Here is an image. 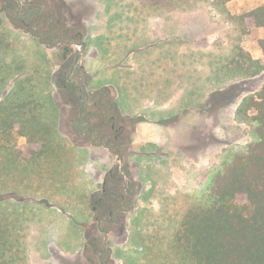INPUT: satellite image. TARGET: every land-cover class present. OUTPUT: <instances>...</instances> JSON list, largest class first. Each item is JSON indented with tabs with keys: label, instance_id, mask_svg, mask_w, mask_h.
Here are the masks:
<instances>
[{
	"label": "rangeland",
	"instance_id": "1",
	"mask_svg": "<svg viewBox=\"0 0 264 264\" xmlns=\"http://www.w3.org/2000/svg\"><path fill=\"white\" fill-rule=\"evenodd\" d=\"M49 3L54 8L55 22L60 20L62 29H78L87 34L84 41L90 45V48L86 50L81 62L84 61L86 65L89 79L100 80L104 85L83 112L81 121L90 120L98 134L105 133L106 128L109 130V120L112 116L119 118L120 124L123 125H126L129 114L132 117H144L146 121L135 127L134 137L128 135L133 130L131 127L123 136L122 140L129 142V146L123 147L122 151L126 157L125 162L120 159L121 152L118 149L111 150L112 142L107 147L91 145L86 122L78 123L81 107V100L77 97L79 84L77 89L73 86L70 87V91H65L62 84L63 78L58 77L63 67L54 68L52 92L59 108L60 131L77 147L89 149L92 157L86 163H80L82 161L80 160L78 167L74 170L75 173L62 185L51 187L50 180H44L41 185H39L40 181H36L32 186V193L37 194L39 198L46 196L49 202L46 200L47 206L34 203L26 214L31 218L28 238L29 263L91 264L90 261L97 262L98 255L94 253V248H99L100 252L103 250L105 246L103 231L107 230L109 249L108 256L104 259L112 255L113 264H124L121 258L112 253L114 248H111L110 241L115 242L113 247L125 244L131 212H121L117 225V218L113 216L107 218V220H113V224L101 222L100 227L99 221L102 218L94 212L90 222L86 221L83 224L84 228H78L71 223L70 211L61 212L60 208L55 206L59 205L57 202L61 203L65 200L56 191L60 188L75 189L78 195L73 199L80 200V187L84 180L83 170H85L97 185L96 196L92 203L94 205L96 200L103 197L104 180L110 179V171H113V175L117 178L106 186L107 203L120 206L121 196L131 185L130 180L118 174L124 163V171L130 170L134 185L131 190L133 199L130 207L137 208V199L141 207H148L152 221L150 231L158 227L153 225L155 220L160 221L159 223H162L164 219L180 221L185 210L194 206V196L207 186L217 171L223 151L238 149L251 141L249 131L252 125L248 122H238L235 113L244 97L264 85V73L254 79H247L240 75L234 76L228 69L229 65L221 61L218 63V71L214 70L215 78L219 80V83H209L206 80L210 76V79H214L213 75L208 76V67H204L199 77L194 76V32H189V35L184 34L181 37V45L168 49V55H163L161 58L162 67L167 72L166 80L164 82L156 80L155 87L157 89L160 84L165 90L161 93L156 91L153 94L155 89L153 85H149V90L145 93L134 96L129 89L130 86H139V90H143L142 70L148 71L150 68L146 58L142 57L148 51L140 48L132 50L133 46L141 47L148 40L149 33L144 32L143 28L144 19L151 14L148 3L145 0H50ZM66 4L72 7L71 13L84 15L82 20L79 19L80 17L72 19L65 9ZM83 6L87 8L86 11L83 10ZM14 11V4L0 0V21L12 27L19 35L20 42L31 45L32 39H39L43 48L47 47L50 51L55 48V46L50 48L52 36L57 37L55 33L48 36L26 33V31L33 32L34 23L29 19H25L23 23L21 19L15 17ZM179 14V17H185L186 13ZM8 16L11 18L7 20ZM190 21L184 18V29L191 30L192 22ZM42 27L39 29H43ZM176 42L175 38L168 39L162 36L155 46L165 48L168 44ZM203 45H206V42ZM181 46L183 52H181ZM129 49L133 51L132 55L136 56L130 55L127 62H124ZM80 50L81 48L74 47V52L70 55L72 60ZM154 59L152 57V60ZM117 61L131 68H128L130 71L126 70L127 68L119 69L117 76L114 75L117 79L113 84L110 82L113 75L111 66L116 65ZM81 62L78 65H82ZM175 69L176 72H174ZM77 71L76 74H83V71ZM197 78L199 82L194 83ZM226 80L230 82L224 84ZM56 81L58 87H56ZM226 86H231L228 88L230 99L221 104H213L215 107L213 108L211 102L209 103L212 89L218 87V93H221ZM225 93L221 94L222 97ZM117 95L118 102L115 99ZM153 95L156 96V100L158 98L163 101L170 96L173 99L170 98L167 102L165 99L163 105L155 101V103H149L150 99L147 98ZM217 95L220 94H216L215 97ZM116 104L119 105L123 114H119ZM85 132L87 134L82 135ZM98 141L95 139L94 143L97 144ZM20 146H27L25 139H20ZM70 155L79 161L78 152ZM74 185H77L76 188ZM23 191H27V188ZM142 193L149 194L148 200L142 199ZM128 197L126 193L125 199ZM105 213L108 215L109 211ZM96 217L99 219L96 220ZM126 247L130 246L127 244ZM151 251L152 253H146L141 257L140 264H154L153 256L156 257L155 264H159L160 259L156 249L151 248ZM150 258L152 262L148 261Z\"/></svg>",
	"mask_w": 264,
	"mask_h": 264
},
{
	"label": "trees",
	"instance_id": "2",
	"mask_svg": "<svg viewBox=\"0 0 264 264\" xmlns=\"http://www.w3.org/2000/svg\"><path fill=\"white\" fill-rule=\"evenodd\" d=\"M145 1L151 14L164 16L208 0ZM230 1L213 0L212 5L241 38L264 27V5L233 15L226 7ZM258 44L264 54V39ZM70 54L68 46L55 45L52 51L43 48L39 39L25 45L9 24L0 21V264H30L31 218L26 214L34 203L49 202L46 196L32 193L36 181L41 185L50 180L51 187L62 185L80 160L86 163L92 157L89 149L74 145L59 128V108L52 92L54 68L63 66ZM228 65L232 75L247 79L264 73V62L254 60L239 43ZM253 92L243 98L235 113L238 122L252 125L251 141L223 151L217 171L194 196V206L185 210L180 221L155 220L153 225L158 227L150 231V211L136 200L125 244L113 247L115 242L110 241L112 253L124 264H140L142 256L152 253L151 248L156 249L159 264H264V85ZM20 139L26 140V147L20 146ZM76 152L79 161L70 155ZM83 176L80 200L73 199L78 195L75 189L56 191L65 202L55 206L61 212L70 211L71 223L78 228L94 216L97 186L85 170ZM148 197L142 193V199Z\"/></svg>",
	"mask_w": 264,
	"mask_h": 264
},
{
	"label": "flooded vegetation",
	"instance_id": "3",
	"mask_svg": "<svg viewBox=\"0 0 264 264\" xmlns=\"http://www.w3.org/2000/svg\"><path fill=\"white\" fill-rule=\"evenodd\" d=\"M5 2H10L12 4L15 5V17L19 18L22 20V22L24 23L25 19H29L31 20L34 25L32 28L33 32H29L26 31V33H35L36 35L40 36V35H45L48 36L52 33H55V36H52L51 41L53 43V45L55 46H68L69 49L71 50V53L74 52V47H79V48H83L82 47V42L86 43L85 46V50L82 53V57L83 55L86 53V50L89 48V44L84 41L87 34L83 33V31L78 30V29H62V22L60 20H58L57 22H55V13H54V8L51 6V4L49 3L50 0H5ZM36 3H39V5H36ZM68 4V3H67ZM65 9L67 10V12L71 15L72 19L75 18H79L82 20V18L84 17V15H80V14H75V13H71V9L72 7H70V4L67 5ZM83 10L86 11V7L83 6ZM83 11V12H85ZM11 17L8 16L6 19H10ZM29 27V24H26ZM41 26H43V29H39ZM97 53H98V49L96 48ZM81 51V50H80ZM78 54V53H77ZM77 54L75 55L74 59H71V56H69L67 58V60L65 61L64 65L61 66L63 67V70L59 71V78H63L62 84H63V89L65 91H70V87L75 86L77 89V84H79V92L77 97L80 98L81 100V107H80V118L78 119V123L82 124L84 122L85 125L88 127L87 128V133L89 134V139H90V144L95 146H102V147H107L108 144L110 142L113 143L112 145V149L111 150H115L118 149L121 152V156L120 159H122V161L125 162L126 157L125 155L122 154L123 151V147L125 146H129V142L123 141L122 138L125 135V133L127 132L128 128L131 127L133 130L130 131V134H128L130 137H134V131H135V127L141 123H144L146 121V118H138V117H132L130 114L127 116L126 118V125L120 124L119 118H117L116 116H112L110 118V124H109V130L106 128V132L105 133H101L98 134L97 133V129L95 127H93L91 125V121H81V119L83 118V112L86 110V108L91 104V101L93 99V97H95L97 95V93H99L101 91V89L103 88V82L98 80V81H93V79H89L88 74L89 72L86 70V65L83 63L84 61L81 62L82 59H80V61L74 65L75 62V58L77 56ZM133 54V51H128L124 62L129 59L130 55ZM72 55V54H70ZM82 65H78V64ZM127 68V69H126ZM128 68V66H125L124 63H119L117 61L116 65L111 66V70L113 72V75L110 79L111 83H116V79H117V74L119 72V69H126L128 71H130ZM77 70H81L83 71V74H76L78 71ZM151 72L149 71H144L142 70V83H143V90H139L140 87L139 86H130V90L132 92V94H134V96H138V95H142L143 93L146 92V90L148 89V86L150 84H148V82H150L149 80V76L150 73L155 74L156 80H162V82H164L166 80V71L165 68L162 67V63L158 62V66H154L151 70ZM116 75V76H114ZM145 76V77H144ZM165 76V78H164ZM60 81V80H59ZM157 82V81H156ZM161 82V83H162ZM56 87H58V82H55ZM156 83H153L151 85H153L154 87V91H158L159 93L162 92V90H165L164 87H162V85L159 84V87L156 89L155 87ZM164 84V83H163ZM162 97V96H161ZM118 98L119 96L117 95V97L115 98L118 102ZM115 100V101H116ZM165 99L162 101L161 99L157 100L155 99V102L158 103L159 105H163ZM116 103V102H115ZM95 104V103H93ZM96 105V104H95ZM117 105V111L119 112V114H123L119 105ZM108 124V123H106ZM86 132L82 135L87 134ZM98 139V143L95 144L94 140ZM124 166V163H123ZM123 166L121 167V169H119V171L121 172V174L127 178L128 180H130L131 178V185L129 188H127L126 193L129 195V197L127 199H125V194H123L120 198L121 200V205L120 206H116V204H108L107 203V189L106 186L108 185L109 182H113L115 181V179L117 178L116 176L113 175V171H110V179L105 178L104 180V187H103V197L96 200L95 204L92 206V209L94 212H97L100 216H101V221H99V227L101 222L107 223V224H113V220H107L108 217H113L115 216L117 218V223L116 225L119 223L120 221V213L121 212H131L133 209H131L130 207V203L132 202L133 199V192L131 191L134 188V185L132 183V177L130 176V170L128 171H124ZM127 167H129L127 165ZM106 212L109 211V214L107 215ZM99 218L96 217V220H98ZM107 230H104V248L103 250L100 252L99 248H94V253L98 255V260L97 262L94 261H90L91 264H113L112 262V255L109 256L108 258L104 259V257L108 256V233H106ZM108 232V231H107Z\"/></svg>",
	"mask_w": 264,
	"mask_h": 264
},
{
	"label": "crops",
	"instance_id": "4",
	"mask_svg": "<svg viewBox=\"0 0 264 264\" xmlns=\"http://www.w3.org/2000/svg\"><path fill=\"white\" fill-rule=\"evenodd\" d=\"M213 0H208L205 2H198L194 4V7L189 9L192 11H173L167 13L164 16H159L155 14H150L143 21L144 32H148L146 43H144L140 48L141 50L148 51L145 56L147 63L150 68L148 71L152 69L154 66L158 64V62L162 63V56L168 55L167 50H171L173 47L181 45L180 41H182V36L185 34L189 35L194 32V76L199 77L204 67H208L209 72L208 76L213 75L214 79H210L208 77L206 80L209 83H219V80H216V76L214 75V70L218 71V67L221 61L225 62V64H229V60L233 55V49L237 43L248 53L251 54L254 60H262L264 61V54L258 44V41L264 39V27L253 29L248 35L244 37H240V33L236 30V28L231 24L226 22L221 15L216 13L213 8ZM264 5V0H232L226 4L228 12L233 15H238L246 12H250L260 6ZM189 11V12H188ZM185 14V17H179L178 15ZM184 18L191 20L192 26L190 29L183 28V20ZM188 28V27H186ZM190 32V33H189ZM164 36L170 38L177 39L175 44H168L165 48L156 47V43L159 39ZM189 42H193V40H188ZM206 42V45H203ZM90 46V45H89ZM90 48V47H89ZM129 48V47H128ZM183 47L181 46V52H183ZM158 53V56H157ZM136 56V55H132ZM152 57L155 59L152 60ZM203 57V58H201ZM205 58V59H204ZM152 64V66H151ZM176 68V67H174ZM215 68V69H214ZM169 70V68H167ZM177 69V68H176ZM176 69L174 72H176ZM200 69H202L200 71ZM167 70V71H168ZM145 71V70H144ZM167 73V72H166ZM143 74V73H142ZM156 75L150 73L148 77L150 82L148 84L156 83ZM231 77V76H230ZM232 79V78H231ZM225 81V80H224ZM199 82V79H195L194 83ZM230 81L223 82L229 83ZM230 85V84H229ZM231 87V86H229ZM228 86L225 87L223 92L218 93V87L212 89L210 101L211 104L217 105L223 103L225 100L230 99V91ZM156 91H153V94ZM222 97L216 94H223ZM152 93V92H151ZM167 93V92H166ZM172 96V94H171ZM170 96L171 99H173ZM198 97V96H197ZM169 98V99H170ZM147 99L149 103H155L156 96H149ZM152 99V100H151ZM166 102L169 100L165 98ZM199 99V98H198ZM151 101V102H150ZM165 102V103H166ZM213 105V108H215ZM220 106V105H219ZM213 114V113H212ZM152 142V141H151Z\"/></svg>",
	"mask_w": 264,
	"mask_h": 264
},
{
	"label": "water",
	"instance_id": "5",
	"mask_svg": "<svg viewBox=\"0 0 264 264\" xmlns=\"http://www.w3.org/2000/svg\"><path fill=\"white\" fill-rule=\"evenodd\" d=\"M85 46H86V43H84V42H82V49H81V51L77 54V56H76V58H75V62H74V65H76L79 61H80V59H81V57H82V53H83V51L85 50ZM130 180H131V178H130ZM108 232L106 231V233L105 234H107Z\"/></svg>",
	"mask_w": 264,
	"mask_h": 264
}]
</instances>
